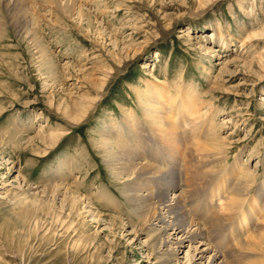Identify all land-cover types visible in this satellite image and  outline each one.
<instances>
[{"label": "rangeland", "instance_id": "rangeland-1", "mask_svg": "<svg viewBox=\"0 0 264 264\" xmlns=\"http://www.w3.org/2000/svg\"><path fill=\"white\" fill-rule=\"evenodd\" d=\"M44 1L18 0L9 13L0 11L5 19H0V264H165L166 248L151 246L158 228L129 212L101 144L103 129L131 114L147 128L138 92L148 83L167 87V103L180 88L203 95L215 104L212 112L218 111L215 128L231 120L221 136L235 137L228 142L225 163L235 174L229 180L220 175L206 191L198 179L197 190L176 195L183 196L189 218H198L194 207L201 204L197 222L208 241H215L221 221L227 225L228 243L221 249L228 264H257V257L249 262L247 250L240 251L247 245L238 246L247 243L248 255H264V222L250 218L238 237L231 236L238 220L213 222L209 198L221 185L222 200L214 203L224 204L225 196L234 194L241 169L256 177V188L264 182V65L259 63L261 58L264 63V0H77L73 13L60 0L64 14L52 0ZM18 5L26 7L23 13ZM81 7L84 17H79ZM33 35L52 56L46 65ZM201 108L209 117V109ZM203 147L206 155L214 151L211 142ZM55 184L61 189L49 192ZM103 189L119 204L103 201ZM242 196H236L240 209L248 211L255 191ZM259 200L253 203L256 209L264 197ZM192 246L177 248L173 264H189L188 251L197 245ZM213 253H205L203 262Z\"/></svg>", "mask_w": 264, "mask_h": 264}, {"label": "bare ground", "instance_id": "bare-ground-1", "mask_svg": "<svg viewBox=\"0 0 264 264\" xmlns=\"http://www.w3.org/2000/svg\"><path fill=\"white\" fill-rule=\"evenodd\" d=\"M16 1L18 0H5L4 4L3 0L0 1V11L2 10L1 8H3L4 11L9 13L11 4ZM64 1V4H62L60 0H52L51 3L53 2L54 8H58L61 13L64 6L67 7H65V10H68L67 12L73 13L75 11V8H73V6L74 4H77V0ZM22 3L21 5L23 7ZM17 4L19 3L17 2ZM60 4L64 6L61 7ZM43 6L44 5H42V7ZM22 7H20V9ZM24 8L26 9V7ZM24 8L21 9L22 13ZM34 8L36 9V7ZM82 9L83 8L81 7L79 17L85 16V12H83L84 10L82 11ZM18 10L16 8V10L13 11L15 13L16 11L18 12ZM43 10L45 11V9ZM26 12L28 13V11ZM11 13L12 10L10 12V16L14 14L13 13L11 15ZM18 14L21 15V13ZM18 14H16V18ZM0 19L1 21L3 20L2 18ZM13 21L15 24L16 20L14 19L12 20V22ZM27 21H29V19ZM27 21L25 23H27ZM18 25H20V23ZM22 26L23 25H21L20 27ZM27 29L25 30L27 31ZM30 39H33V43L36 46L38 55H40L39 59H41V63L43 65H46L51 62L52 56L50 55L45 45H43V41L35 38V35H33ZM250 40H253V38H251ZM224 45L227 46L228 41L225 40ZM237 62L239 61H235L234 63L237 64ZM259 63L261 67H263L264 63L262 62V58L259 59ZM253 64V62H245L244 66L249 65V68H251L252 66H254ZM222 68L224 69L222 70L224 73V71H226L227 69V66H224ZM166 88L164 86H154V84L148 83L147 90L138 92V101L142 106L144 122H146L145 124L147 128L143 127L142 121H139L135 115L131 114L126 120L121 121L119 125H112L110 127H107V129H103V131L105 132V136L102 137L101 144L103 147L102 149L106 152L107 167L109 169V172L111 173L110 175H112L113 179L117 182H115L116 187L120 188L121 194L126 198V203L128 204L127 207L130 210L129 212L132 213V215H134L136 219H138V222H152V225L155 223V225L153 226H155V228H158V230L155 231L157 232L156 236H154V238L152 237L154 240L151 246H153V249L155 250L159 249V246L166 248V251L162 254V257L165 258V264L175 263L174 259H176L177 257L176 249L178 248L179 251L180 248L186 243H189L190 246H192L193 243L197 245L193 252L188 251L189 264H228L227 262L229 260V257L226 256V259L223 255L225 251L221 249V245L228 243V240L224 239L226 233L229 230L227 229V225L225 223L222 224L221 221V224L214 231L215 241H208V239L206 238L205 227H203V225L201 226L199 224V221L197 222V220L200 219L199 214L203 211L201 204H197L196 202V205L194 207V210L197 211L196 216H198V218H189L187 216L186 209L184 208V201L181 199L183 196H177L176 193L179 190H186L188 193H191L192 189L197 190L198 179L202 181L201 184L198 183L200 184L199 188H201L202 191H206L211 184H215L214 181L220 175H228L227 178L229 180L231 178L229 176L235 174L234 167L231 169V171L228 170L227 166L225 165V163H227L228 161V154L230 152V149L228 150V142H232L235 137L231 136L230 138H225L221 136V132L224 129V126L230 123L231 120L224 119L222 120L223 123L218 124V128H215V126L213 125V119L217 117L216 115L218 114V111L212 112L213 107L215 106L214 103L210 104L206 102V99L204 100L203 95H200L199 93L193 92L194 95L192 96V93L189 92V90L184 89L185 91H182L181 88L174 96L171 94L170 97L173 100V103H167L168 100L166 98L169 97L168 95H170V92ZM208 94L206 98H208ZM203 106L209 109V117L201 114V109H203L201 107ZM174 119H176L177 121H175ZM207 120H209V122H207ZM119 126H121V128H118ZM122 128L124 129V132H122ZM140 130L143 131V133H139L138 131ZM144 134H146L148 137H143ZM201 135H205V138H203L204 140H196V138L200 137ZM201 141L211 142L212 145H214V151L208 152L207 155L204 154L202 150H204L203 146L205 142L196 145V143ZM179 170H181V174H179ZM241 171L243 173L241 172L242 175L240 181L239 179H236L237 182H235L234 184V194L232 195L235 196V198L236 196L237 198H239L240 195H244L246 198L247 195L255 191L256 196L252 198V202L255 203L256 201H260L259 198L264 197V182H262L258 186V188H256L255 185L258 183H256L255 181L256 177L253 176V174H251L250 172H245L244 169H241ZM222 181L224 182L225 180ZM51 186L52 185L48 186L47 190H49V192H55V189H61V186H57V184H55L54 188H51ZM201 190L200 193L202 192ZM221 195V185H219L218 187L215 186V189L211 191L209 198V201L212 204V213L211 215H209V217H213V222L225 220L227 218L230 222L232 221L231 219H237L238 223L235 224L234 229H231V236L238 237L240 230L244 227V225L246 226L248 224L250 218L258 217L262 222H264V203L260 206V209L254 208L253 203H250L248 204L249 209L248 211H246L245 208L240 209L241 205H239L238 201L240 202L241 199H234L233 196L229 194V196H227L228 198L225 196L223 200L226 202H223L224 204H220V206H217L214 203V200L219 199L221 201ZM100 198L103 201L112 200L114 202L113 205L119 204V202L111 197L110 193H108V191L105 189L101 191ZM235 204L237 205L235 206ZM205 207L207 206L205 205ZM235 207H237L241 211L237 213L235 211V209L237 208ZM234 211L235 214L232 215ZM240 214L241 216L239 218ZM261 227L264 228L263 225H261ZM173 236L178 237V239H176V242L171 244L170 239ZM184 236L186 239L183 238ZM256 238L260 239L261 236L260 238H258L257 235V237H255L254 239ZM241 239L244 240L243 238ZM241 239H238L237 241L240 243L242 241ZM257 239L256 241L258 242ZM263 241L264 240H262L261 242ZM245 245H247V248L245 247ZM251 246L249 247L251 248ZM261 246L264 247V245ZM201 247H204V249H202ZM238 247L246 248L241 249L240 251L242 252L243 250V252H245L244 250H247V256L244 257L245 259L248 258L247 260L249 262L253 261L255 259L254 257H257V264H264V255L262 251V254L257 255L255 251V254L252 252L248 255L247 243L240 244ZM258 247H260V244ZM212 249H214L215 253L209 256L206 262H203L206 257L205 253L209 252ZM234 253L237 254L236 252ZM242 253L239 254L243 256ZM239 257H237V259ZM253 263L255 262L253 261Z\"/></svg>", "mask_w": 264, "mask_h": 264}]
</instances>
